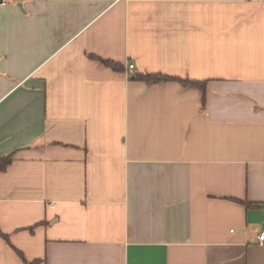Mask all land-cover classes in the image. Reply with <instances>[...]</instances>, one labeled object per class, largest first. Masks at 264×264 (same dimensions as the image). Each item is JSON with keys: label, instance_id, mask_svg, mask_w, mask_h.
Returning a JSON list of instances; mask_svg holds the SVG:
<instances>
[{"label": "crops", "instance_id": "obj_1", "mask_svg": "<svg viewBox=\"0 0 264 264\" xmlns=\"http://www.w3.org/2000/svg\"><path fill=\"white\" fill-rule=\"evenodd\" d=\"M5 1L0 264H264V0Z\"/></svg>", "mask_w": 264, "mask_h": 264}, {"label": "trees", "instance_id": "obj_2", "mask_svg": "<svg viewBox=\"0 0 264 264\" xmlns=\"http://www.w3.org/2000/svg\"><path fill=\"white\" fill-rule=\"evenodd\" d=\"M105 65L113 69L119 68V65L113 62H109V61L105 62ZM135 79L148 83V84H159V83H166V82H173V81L179 82L184 87H192V88L199 89L203 93V100L205 99V96H206L207 82L205 81L202 82V81L182 80L178 78L164 76L161 74H157V75L156 74H136ZM13 161H14L13 154L0 157V172H5L8 169V167L13 163ZM244 205L247 209L256 207L255 204L249 203V202H245ZM0 235L3 236L5 239H7L6 236L1 233V231H0Z\"/></svg>", "mask_w": 264, "mask_h": 264}, {"label": "built area", "instance_id": "obj_3", "mask_svg": "<svg viewBox=\"0 0 264 264\" xmlns=\"http://www.w3.org/2000/svg\"><path fill=\"white\" fill-rule=\"evenodd\" d=\"M5 5H6V1L5 0H0V6H5ZM128 69L129 70H134L135 69V65L129 62L128 63ZM259 240L261 242H264V233L259 236Z\"/></svg>", "mask_w": 264, "mask_h": 264}]
</instances>
